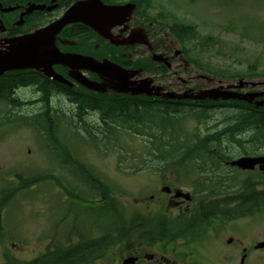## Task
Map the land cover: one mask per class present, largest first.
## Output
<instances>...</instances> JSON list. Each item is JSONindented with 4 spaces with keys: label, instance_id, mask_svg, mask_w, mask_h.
<instances>
[{
    "label": "rangeland",
    "instance_id": "1",
    "mask_svg": "<svg viewBox=\"0 0 264 264\" xmlns=\"http://www.w3.org/2000/svg\"><path fill=\"white\" fill-rule=\"evenodd\" d=\"M1 20L5 27L10 29L18 21V13L3 15ZM174 22L196 27L198 37L184 42L178 41L168 30V26ZM131 25H141L147 29L151 42L165 41L174 52H179L180 58H188L189 62L185 60L188 62L187 68L178 69L182 68L178 57L174 60L173 68L164 72V75L149 71L155 84L179 93L186 88L218 89L234 85L242 79L259 84L253 89L245 88L242 93L264 92V0H150L148 5L138 8L131 19ZM208 38H211L212 42L204 44ZM194 62L198 63L199 67ZM253 66L257 67V75L249 78L246 74ZM236 73L245 76L233 78L231 75ZM180 80L184 81V84ZM21 98L27 102L37 101L39 95L27 91L21 94ZM52 106L57 109L55 113L58 112L57 122L61 130L55 131L57 139L58 135H61V148L57 151V156H63L59 154L64 153L63 144L66 142H69L68 150L71 155H84L85 159L81 158L86 167L97 169L102 177L118 186L119 191L115 192L119 193L121 198L115 197L123 204L124 214L129 220L138 225L142 219L150 218L160 211L167 210L172 216L179 213L169 209L158 197L152 201L149 199L151 195L160 193L161 187L169 186L172 181H181L178 173L158 175L141 171L132 174L134 166L141 168L149 165L147 154L141 152L137 142L135 143L139 149L135 156L119 153L118 149L115 151L113 148L107 151L101 144L99 149L82 144V148L77 152L76 141L63 137L64 132L74 130L85 135L79 123L73 119L75 108L63 98L55 100ZM41 111L40 104L15 110L0 104V124H7L3 129L0 128V197L7 192L13 193L0 213V264H3L5 255L19 262L32 261L51 245V233L56 237H67L73 233L89 234L95 226L100 227L106 220L103 211L97 206L85 205L82 202L84 198L62 200L63 196L68 195L58 186L59 183L65 187L69 182L71 188L74 185L75 195L87 192V186L81 182L82 174H72L66 168L64 171L70 176L61 172V161L54 160V157L48 154L44 142L45 133L39 134L40 128L30 127L34 122L31 119ZM234 114L233 109H215L209 113L207 124L203 128L210 132L221 130ZM88 121L97 125L94 115L90 116ZM225 145L226 155L235 157L243 154L235 144ZM243 148L252 155L264 156V143L257 148L250 145H243ZM119 164L122 167H119ZM221 171L228 175H222L223 179L227 177L233 180L232 184L227 183L226 188L247 177L237 173L230 175V170L225 168ZM256 174L257 172L251 175L250 179L257 180ZM36 176H44L45 179L30 189L16 192L19 186L17 177L32 179ZM237 176L238 180H235ZM258 180L264 182L263 179ZM237 190L234 187L230 191L236 193ZM60 192L62 194H59ZM198 198L197 201H200L201 197ZM100 202L101 200L97 199L88 205ZM48 203H51V209ZM63 216L64 221L58 224V221L53 219ZM219 224L216 222L209 228L207 232L212 234L200 245L198 252L195 250L196 245L192 247L184 241L170 245L165 250L160 245L153 250H139L142 255L152 253L158 258L169 259L174 264H239L241 250L247 249L249 252L245 264H264V250L253 249L254 245L264 240V213L226 223L223 227ZM230 237L235 242L232 247L225 244ZM76 240L75 238L73 241ZM131 254L138 255V249ZM181 254L183 256H180ZM127 256L129 254L123 251V247L118 246L113 255L96 264H119Z\"/></svg>",
    "mask_w": 264,
    "mask_h": 264
},
{
    "label": "trees",
    "instance_id": "2",
    "mask_svg": "<svg viewBox=\"0 0 264 264\" xmlns=\"http://www.w3.org/2000/svg\"><path fill=\"white\" fill-rule=\"evenodd\" d=\"M52 0H0L2 7L26 6L31 4L50 5ZM76 0H56V4L62 10H65ZM104 3H115L116 0H102ZM137 5V9L149 4L150 0H129ZM54 14L46 12H34L24 18L22 29H16L9 32L10 36L17 35L21 31H29L41 27ZM82 29V28H81ZM170 33L180 42L197 38L196 27L174 22L168 26ZM69 30V29H67ZM72 39L80 40L84 33L73 30ZM77 38V39H76ZM212 42L208 38L204 44ZM198 67L199 64L194 62ZM256 66L250 68L246 75L249 78L257 75ZM249 70V68H248ZM233 78L245 76L240 73L231 75ZM44 79V78H43ZM37 74L31 73H8L0 77V104L4 103L8 107L17 106L13 97V91L16 88L29 84H37L41 88L42 111L37 116L46 123L42 127L47 145L53 148L55 155L61 148V135L56 134L58 128L57 109L50 106V97L55 94H65L70 102L77 106V119L82 120V116L87 111H98L101 127L79 122L82 131L64 132L65 138H71L76 141L77 152L82 148V144L99 149L100 144L105 150L113 148L119 153L135 156L139 149L135 142L139 144L141 152L147 155H154L148 158L149 165L133 167V172L143 170L166 174L167 172H178L193 176L194 171L214 170L217 161L214 157L218 155L228 160L225 154V144H235L243 154L252 155L243 145H250L253 148L259 147L264 143V106L254 107L242 102L213 103V102H188V101H162L151 99L135 100L130 97L122 99L107 98L103 95L94 97L82 96L72 93L70 90L49 86ZM45 80V79H44ZM217 108H229L235 110L233 118L225 123L221 130L210 132L203 131L200 126L202 123L206 126L209 113ZM84 122V121H83ZM75 127V126H74ZM79 127V126H78ZM77 129V126H76ZM246 135V136H244ZM249 135V137L247 136ZM246 138V139H245ZM134 143V144H133ZM134 145V146H133ZM64 153L69 164L77 167L79 174L83 175L82 182L89 185L87 195L73 194L70 183L65 187L59 183L71 198V200H81L84 198L87 202L99 198L103 201V207L100 208L105 215L106 220L100 227L95 226L89 234H72L62 239L53 241L45 252L30 262L22 263L13 258H6L3 264H96L99 261L107 259L113 254L118 246L124 244L126 250H133L138 246L152 247L158 243H171L176 239H181L192 233L205 232L209 227L212 218L210 209L219 208V215L225 212H235L236 218L253 216L264 211V187L258 189L255 185L245 187L241 192L234 209L227 207L234 202V199L227 198L220 201V207L217 204H211L208 207L200 208L195 212L194 221L187 222V214H182L175 218H170L166 214H157L155 222L143 220L140 225L135 221L129 220L123 211V204L117 201L115 196L121 198L118 186L113 184L102 175L97 176V171L87 170L83 159L84 155H71L68 150L69 142L63 144ZM108 148V149H107ZM85 159V158H84ZM222 161V162H223ZM142 162V161H141ZM120 163L122 161L120 160ZM119 167L120 166L119 164ZM19 186L16 192L22 189L41 183L44 179L36 177L35 179H24L17 177ZM103 178V179H102ZM15 193V192H14ZM73 195V196H72ZM12 193L2 194L0 197V213L5 207ZM82 200V202H85ZM127 200V199H126ZM248 206V207H247ZM247 207V208H244ZM153 219V220H154ZM205 225V226H204ZM101 233L97 237V234ZM76 241H73L74 239ZM135 238V239H133Z\"/></svg>",
    "mask_w": 264,
    "mask_h": 264
},
{
    "label": "water",
    "instance_id": "3",
    "mask_svg": "<svg viewBox=\"0 0 264 264\" xmlns=\"http://www.w3.org/2000/svg\"><path fill=\"white\" fill-rule=\"evenodd\" d=\"M54 7L46 8V11H51ZM45 6L43 5H29L25 12L20 14L19 19L22 20L24 15H28L33 11H43ZM135 5L126 4L122 6H110L104 5L101 0H82L71 5L64 14L56 21L50 23L42 29L36 30L33 33H29L23 36L3 39L0 42V76L7 72L33 69L42 73L45 77L51 78L54 81L64 83L67 82L59 75H56L52 66L61 65L72 70H87L95 72L105 78L115 80L119 93H128L132 96L146 95L149 97H160L162 99L169 100H193V101H227L236 100L242 101L256 107L264 106V100L257 101V98H261L264 93H247L239 94L228 91V89L243 88L248 86V83L243 81L238 82L236 87H227V90L222 88L211 89L205 91H199L194 94L192 91H187L183 94L175 93H163V89L160 87H150L151 80L145 79L134 88H129L126 79L131 76L129 72L122 70L120 67L104 61L98 63L90 57H84L76 54H62L55 46V40L57 35L68 25L81 23L89 27L101 37L109 39L115 45H122L116 43L109 35V30L117 26H123L128 22L131 17ZM14 8L2 9V13H9L14 11ZM21 23H18L20 25ZM124 42H128L130 45L134 44H146L147 41L143 36L142 30L137 29L132 31L131 35ZM162 58L161 56H157ZM128 73V74H127ZM74 78L83 87L95 91L105 92L100 85L89 82L76 74ZM255 87L256 84H250ZM231 166L237 167L242 171H252L258 166L260 172L264 173V157L257 158H240L237 161L231 163ZM177 196L188 198L187 195L177 193ZM232 239L227 240V244H231ZM257 249L264 248V242L256 246ZM243 261V259H242ZM241 261V263H242ZM135 259H127L122 264H134Z\"/></svg>",
    "mask_w": 264,
    "mask_h": 264
},
{
    "label": "flooded vegetation",
    "instance_id": "4",
    "mask_svg": "<svg viewBox=\"0 0 264 264\" xmlns=\"http://www.w3.org/2000/svg\"><path fill=\"white\" fill-rule=\"evenodd\" d=\"M58 5L55 6V8L51 11V14H55V13L60 14L63 12V10L58 7ZM138 27L142 28L141 25L132 26L131 21H130L125 26L114 27V28H111L109 30L108 33H110L112 36H114L113 41L116 43L123 42L124 43L123 45H114L111 42L105 41L100 36H98L97 34H95L94 32H92L91 30H89L87 27H85L83 25H74L71 28L72 32H74L73 30H76V32H77V31H82V29H84V32H81L84 34L82 36H80L81 34L79 35V37H81V39H80L81 42H80L77 49L76 48L72 49L73 47H75L77 45V43L71 48H68L69 47L68 45L63 46L64 43L69 42L66 38H64V36H66L65 35L66 31H64L57 38V43L60 47L59 50L62 53H65V54L74 53V54H79V55H82L85 57H92L98 62H103V61L107 60V61H110L114 64H117L123 70L129 71V74H131V76L126 79V82L129 86V88H131V89L136 88L140 84V82L145 78L150 79L152 85H157V84H155V81L153 80V77L151 76L149 71H154L155 73H159L161 75H164V72H169L173 68L174 60L179 57V54H177V52H174L173 49L171 48V46L167 45L165 43V41H161V42H157V43L155 41L154 42L152 41L153 43L150 41V43L148 45H145V46H143V45L142 46L129 45L128 42H124L125 39H127L128 36L130 35L131 31L134 28H138ZM144 29H145L144 33L146 35H148L147 29L146 28H144ZM67 36L70 39H72L71 32ZM1 39H3V38L1 37L0 41H1ZM70 41H74V40H70ZM126 44H128V45H126ZM155 54H161L166 59V61L164 58H161V59L158 58L157 55H155ZM178 59H179V62L182 63V68L178 67V69H183L185 67L186 68L188 67V62H185V60L183 58H180V57ZM53 71L57 75L62 76L66 81H68L72 87L69 88L68 86L54 82L52 80H49L39 73H36V72H34V73L39 75V77L41 79L44 78L45 80L43 79V81L46 82L49 86H53L56 88H59V86H60V88H63L64 90H70V91H72V93L77 94V95L90 96L92 94L94 97L99 96V95H103L107 98H113V99H117V100L122 99V98H126V97H130V98H133L135 100H140L142 98L141 96H131V95L126 94V93L117 92V90H116L117 88H114L116 85L115 80H111L107 77L105 78V76H101L95 72H90L87 70L75 71V70H72L71 68L63 67V66H54ZM17 73H31V74H33V72L31 70L18 71ZM76 74L84 77L85 79H87L93 83L100 85V87H102V89H104L105 92L103 93V92H95V91H89V90L86 91V89L84 87H82L80 84H78L75 81L74 78L77 76ZM180 81L182 84H184L183 83L184 81H182V80H180ZM32 88L38 89L36 86H33ZM32 88H29V89H32ZM167 90L168 89H165V91H167ZM188 90H190V89L186 88L180 92H185ZM156 99H160V98H157V97L152 98L153 101H156ZM90 114H91V116L94 115L95 117H97V123H100V119H99L100 115H99L98 111L88 112L86 114V117H88ZM220 171L221 170L195 171V172H193V176H188L186 179V181L188 180V182L182 188L186 191V193L190 194L189 201H184L182 198H175L174 192L176 190H179V189H177V188L171 189L169 187L168 188L170 190L169 189L166 190L165 188H161L160 193H157L155 195H151L149 197V199L152 201V200H154L155 197H158L159 200L165 202L169 206V209L177 211V212L190 214L191 218L188 220V222H193L194 218H195L194 216H196V215H194L196 212V208H200V206H201L199 201H197V199H199V198L196 195H194V193H196L197 191L204 190L206 187L202 186L201 184L206 182V183H209V186L206 190L211 194L210 195L211 197H209V201L218 200V197H215V196H220V195H218V192H214L212 190L211 184L213 182L218 183L220 181V179L218 177H214V175H226V176H228L227 174H225L224 171H221V172ZM256 172L258 173L257 169H255L251 172H245V173H251L253 175ZM228 173H230V175H233L234 173H237L239 175L244 174L237 169H231L230 171H228ZM258 174H256V175H258ZM224 180L226 181V183L233 182L232 179L229 180L227 177ZM238 197L239 196H237L236 198H238ZM236 203H237V200H236ZM210 211H211L212 217L219 215V208L218 209L212 208V209H210ZM233 221H237V218L234 216L233 212H231L230 216H228L227 223H230ZM216 222L219 223V220H217ZM211 234L212 233H209L208 235H206V236L204 235L202 237H201V235H196V237H195L196 240L194 243V246L196 245L195 249L199 248L200 245L202 244V240H203V242L206 241ZM231 239L233 240V238H231ZM226 245L232 247L235 245V242L233 240V242L231 244H229V245L226 244ZM253 249H254V247H253ZM196 252H198V250H196ZM248 252H249V250L242 249L241 250V256H243L244 254H247ZM142 254H143L142 251L139 250L138 256H135L136 264H174L169 259H166L164 257L158 258L153 254H150L148 256H147V254H145V255H142ZM246 257H247V255H246Z\"/></svg>",
    "mask_w": 264,
    "mask_h": 264
}]
</instances>
